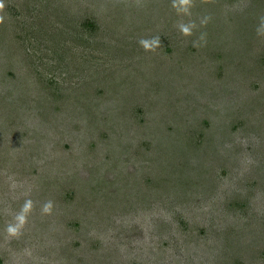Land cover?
<instances>
[{"label": "rangeland", "instance_id": "rangeland-1", "mask_svg": "<svg viewBox=\"0 0 264 264\" xmlns=\"http://www.w3.org/2000/svg\"><path fill=\"white\" fill-rule=\"evenodd\" d=\"M264 0H0V264H264Z\"/></svg>", "mask_w": 264, "mask_h": 264}, {"label": "clouds", "instance_id": "clouds-1", "mask_svg": "<svg viewBox=\"0 0 264 264\" xmlns=\"http://www.w3.org/2000/svg\"><path fill=\"white\" fill-rule=\"evenodd\" d=\"M258 32L260 31H264V22H262V24L258 27Z\"/></svg>", "mask_w": 264, "mask_h": 264}]
</instances>
